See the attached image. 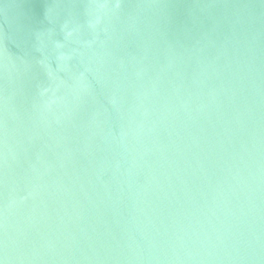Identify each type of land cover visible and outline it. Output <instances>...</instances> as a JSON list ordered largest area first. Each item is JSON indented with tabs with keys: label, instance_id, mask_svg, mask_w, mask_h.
<instances>
[{
	"label": "water",
	"instance_id": "1",
	"mask_svg": "<svg viewBox=\"0 0 264 264\" xmlns=\"http://www.w3.org/2000/svg\"><path fill=\"white\" fill-rule=\"evenodd\" d=\"M0 264H264V0H0Z\"/></svg>",
	"mask_w": 264,
	"mask_h": 264
}]
</instances>
